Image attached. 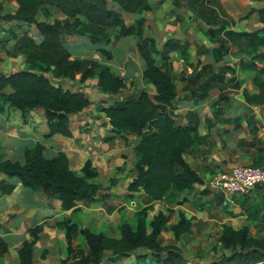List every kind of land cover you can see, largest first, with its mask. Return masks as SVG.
Returning <instances> with one entry per match:
<instances>
[{
	"label": "trees",
	"instance_id": "trees-1",
	"mask_svg": "<svg viewBox=\"0 0 264 264\" xmlns=\"http://www.w3.org/2000/svg\"><path fill=\"white\" fill-rule=\"evenodd\" d=\"M13 1L17 5L14 12H0V31L9 34L11 40H17L27 67L9 73L0 71V112L6 107H16L25 116L27 111L43 107L50 128L49 135L60 133L71 136V116L84 111L91 100L81 90L66 86L64 80L84 83L96 78L98 88L114 99L111 104L101 108L109 118L112 129L143 135L135 146L138 155L135 168L138 173L128 184L129 191L140 192L143 189L151 200H171L177 199L184 191H190L196 184H204L200 173L185 158L194 143L197 123L182 125L175 119L173 111L177 85L170 53L180 50L182 45L176 39L169 38L160 49L157 39L145 33L144 17L137 19L134 26H127L122 16L123 11L134 13L152 9L150 0ZM51 8L61 11L65 18H55L53 21L38 19L41 12L49 15ZM254 13L262 27L238 31L221 25L218 30H224L225 37L218 38L221 46L214 49V53L226 51L225 45L230 41L240 44V48L251 55L247 62L242 59L241 65L244 69L257 71L254 83L258 92L250 93L244 89V97L250 104L263 106L264 111V78L260 75L264 68L260 69L256 63L264 62V51L260 50L264 47V4L252 7L245 17ZM28 25L35 26L41 40L27 30L21 35L17 32ZM112 27H118L120 35L137 36L136 46L144 67L142 77L146 83L154 86L153 95L143 89L139 94L117 97L127 85L125 77L116 73L106 62L90 56L74 57L64 40L66 35H76L85 37L93 44L103 43L99 50L105 60L110 61L112 53L106 46L110 42L109 30ZM6 43L8 40L0 37V45L4 47ZM242 43L245 44L244 48ZM211 68V65H205L204 71L199 72V76L201 73L207 74L197 88L199 93L194 91L193 96L197 101L204 99L219 82L225 81L226 73L235 72L230 64L221 65L218 71ZM193 82L197 83V80ZM45 149L41 142L26 147L23 161L4 159L0 152V175L19 180L26 188L40 189L48 198H59L65 210L76 208L80 201L107 198L108 193L102 192L101 185L74 172L66 152L59 151L47 156ZM260 187L264 186L259 185L256 189ZM0 188L1 191L11 192L15 184L0 179ZM203 191L210 192L208 188ZM148 217V208L138 211L135 225L129 221L120 225V237L108 236L103 231L95 232L89 228L80 230L77 224L68 220L65 223L68 246L71 250L72 237L79 231L88 247L79 264H99L107 250L112 251L110 260L119 261L141 249L148 251L146 256L152 254L162 264H190L179 247L163 245L161 235L169 222L165 212L159 211L150 220ZM191 225L184 211H180L179 220L172 226L175 238L179 239L189 232ZM29 232L31 239L25 240L19 251L20 264L34 262V246L39 230L31 227ZM219 241L224 252L209 264H249L264 260V237H255L248 227L237 229L225 225ZM8 250L7 242L0 237V256Z\"/></svg>",
	"mask_w": 264,
	"mask_h": 264
},
{
	"label": "crops",
	"instance_id": "crops-1",
	"mask_svg": "<svg viewBox=\"0 0 264 264\" xmlns=\"http://www.w3.org/2000/svg\"><path fill=\"white\" fill-rule=\"evenodd\" d=\"M192 1L150 0L152 9L134 13L123 11L122 16L127 26H134L137 19L144 17L146 19L145 33L157 39L159 48L160 46L162 48L163 43L169 38L176 39L182 45L180 50L170 53L174 71L178 61L182 64H190L189 70L184 75L187 82L183 87V94L180 93L176 83L177 97L173 101L174 117L182 125L197 123L194 143L186 152L185 158L192 168L200 173L203 180L207 181L216 173L229 170L236 165L253 164L254 160L259 162L258 165H264V140L261 138V131L264 127L263 106L250 104L244 95H240L244 89L250 93L258 92L254 83L257 71L244 69L241 65L242 59L247 62L251 55L245 49L239 48L240 44L230 41L225 45L226 51L214 53V49L220 48L221 42L218 41L219 39L212 40L209 31L211 29V32H214L220 28L221 25L214 24L211 18L214 16L216 21L219 18L223 20L225 17L221 8H224L236 21V24H232L228 19L229 23H225L226 29L241 31L261 28L262 23L256 13L249 17L245 16L252 7H260L264 2L243 0L245 4L248 2L251 4L250 9L247 10L238 8L240 5L232 6L234 3L238 4L240 0L239 2L237 0H214V5L208 4L210 9L199 13L195 5L191 4ZM219 4L221 7H218ZM245 10L247 11L245 12ZM61 18H65V15ZM112 30L115 34L110 36V42L107 46L105 45L112 53L110 61L105 60L104 54L99 50L103 47L101 44H93L85 37L76 35H66L64 40L74 57L90 56L100 62L108 63L112 68L115 59L119 56L123 62H135L137 59L141 61L142 68L136 73L138 77H136L132 91V94H139L144 88L153 85L146 83L142 77L144 67L136 46L138 38L135 34L120 35L118 27H112ZM30 34L38 40L42 39L37 29ZM216 34L225 37L224 30H218ZM83 38H85L84 41H82ZM130 44H134L137 51ZM242 46L244 48L245 44L242 43ZM129 47L135 51L134 55L127 54ZM188 47H190L189 57L185 55ZM86 48H94V51L90 55H85L83 52L86 51ZM260 50L264 51V47H261ZM177 54L180 59L173 61L171 57ZM1 56L5 58V56ZM14 58L10 57V59ZM5 62V59L0 61V71L6 73L17 71L4 69ZM256 63L260 69L264 68V62L256 61ZM223 64L232 65L235 70L234 74L226 73L225 81L219 82L208 91L204 99L197 101L196 96H193L195 95L194 91L199 93L197 88L207 74L201 73L199 76V72L205 65H211L212 71H218ZM181 70L184 71L183 66ZM233 76L234 81L232 80ZM195 79L197 83L193 82ZM64 81L66 86L72 87L74 90H81L87 96L90 95V90H94L98 97L104 99L109 96L98 88L97 80L95 85H90L89 80L84 83H80L78 80ZM232 81H240L242 90L240 89L241 93L235 95V98L231 100L233 103H226L220 99V95L223 91L237 89L232 86ZM145 90L148 91V88ZM151 93L153 95L155 89L151 90ZM120 94L117 97L122 98L123 96ZM96 99L97 97L94 95L90 98V106L71 116V136L60 133L49 135L50 128L43 107L31 109L25 116L16 107H6L4 111L0 112V152L4 159L23 161L26 147L41 142L45 145L46 153L51 156L59 151L66 152L77 175L85 176L88 181L101 185L102 192L108 193L105 199L96 197L92 201H80L76 208L65 210L59 198H48L40 189L26 188L19 180L0 175V179L15 184V188L11 192L1 191L0 188V237L7 242L9 249L3 256H0V264L21 263L19 251L24 241L31 239L29 232L31 227L39 230V237L34 246L33 264H61L62 261H64L63 264H79L82 255L88 252V247L82 234L78 231L72 237L70 250L65 227L68 220L77 224L80 230L89 228L95 232L103 231L108 236L120 237V225L124 222L120 209L123 205L135 210V213L143 208H148L149 215L152 212H157L155 211L156 207L160 210L166 206L174 209L185 208V203L182 205L173 203L169 206L168 199L151 200L143 189L140 192L128 190V184L138 173L135 168L138 160L135 146L143 135L114 131L106 113L101 111L102 107L98 103H94ZM218 101L220 102L218 103ZM111 103L104 102L102 104L105 106ZM12 109L15 110L13 116ZM204 188V184H196L190 191L182 192L177 200H182L184 197L193 200L198 190H204ZM209 193L220 194L222 198L226 199L245 196L237 194L225 196L211 190ZM120 194L129 197V200L121 202ZM133 201H135V205H131ZM138 203L141 205L136 208ZM161 236L163 238V235ZM163 245L165 244L163 243ZM147 252V250L141 249L135 253V255L143 254L142 257H145L140 259L145 261L140 264H162L155 258L151 260L152 254L146 256ZM111 256V250L105 251L103 260L99 264H135V262H131L130 257L112 261L110 260Z\"/></svg>",
	"mask_w": 264,
	"mask_h": 264
},
{
	"label": "rangeland",
	"instance_id": "rangeland-1",
	"mask_svg": "<svg viewBox=\"0 0 264 264\" xmlns=\"http://www.w3.org/2000/svg\"><path fill=\"white\" fill-rule=\"evenodd\" d=\"M0 1V4H2V9L0 8L1 13L14 12L16 10V3L13 0ZM237 2H239V0H237ZM192 3L195 5L199 13H203L207 9H210V6H208L209 3L214 5V0H193L191 4ZM234 5H240V7L238 8H246L247 10L251 7V4H249V2L248 4H245L243 0H240L238 4L234 3L232 6ZM218 7H221L220 4ZM221 10L225 18H223V20L219 18L216 21V18L212 16L211 21L214 24L223 25V22L225 21V24L226 22H228V19L231 20L232 24H236V21L226 12L224 8H221ZM247 10H245V12ZM213 11L211 12L212 15L214 14ZM61 17H63V13H61V11L56 8H51V12L49 15L41 12L38 16V19L52 21L55 18ZM24 30H27L29 33H34V31H36V28L35 26L28 25L20 30L18 29L17 32L21 35ZM209 31L210 38L212 40L218 39L220 37L215 32H211V29ZM113 33L115 34L113 30H109V36L113 35ZM0 37H2V39L8 40L6 46H0V61L4 59L6 61L3 64L4 69L11 71L26 68L27 64L25 61V56L19 49L17 40H11L10 35L5 34L4 32L0 33ZM84 40L85 38H83L82 41ZM101 45H103V43ZM130 46H133L135 51H137L134 44H130ZM240 47L241 46H239V48ZM127 50V54L134 55L135 51H133L132 48L129 47ZM93 51L94 48H86V51H84L83 54L90 55ZM1 55L5 56V58H2ZM185 55L189 57L190 47L187 48V52ZM10 57L15 58L10 59ZM171 58L173 59V61H177L180 59L179 54L173 55ZM158 60L161 64L162 60L160 57L158 58ZM140 62L141 61H139L138 59L135 62H123L121 61V56L116 58L114 61L113 68L115 72L121 76H124L127 82L126 87L121 91L120 94L123 97L132 94L133 87L136 82V77H138V74L136 73L141 71L142 68V64ZM178 62H176L175 64L174 79L179 86L180 93L183 94V87H185V82H187V79L184 75L189 70L188 68L190 67V64H182L181 62ZM182 66L184 68V71L181 70ZM261 76L264 78V72ZM88 83L90 85H95L96 78L89 80ZM236 85L239 86L236 87ZM232 86L237 89H234V91H223L220 95V97L223 96L222 99L226 103H233V101L231 100L235 98V95H239L241 93L240 89L242 90V83L240 81L233 82ZM147 88L150 94H152L151 90L155 89L153 86L146 87L144 89ZM94 95L97 97V99L94 100V103H98L100 107H103L102 103L104 102L111 103L114 101V99L110 96H107V98L105 99L102 97H98L96 93H94V90H90V98ZM240 95H244V91ZM219 102L220 101H218V103ZM14 111V109L11 110L12 116L14 115ZM46 155L51 156L48 153H46ZM252 163L259 164V162L255 160ZM120 197L121 202L129 200V197L123 194H120ZM188 199L189 198L187 197H184V199L182 200H177L176 198L171 200L168 199L169 206H171L173 203H177L179 205L185 203V208L178 207L177 209H174L166 206L165 208H163L164 210H160V208L156 207L155 211H157L158 213L159 211H164L165 214L169 217V223L166 225L165 231L162 233L163 243L166 246L173 245L179 247L182 250L183 255L191 264H209L210 262L222 256L224 250L221 247L219 238L222 235L225 225H232L237 229L248 227L255 237H264V187L257 188L255 191H253L252 194L248 196H234L232 199L222 198L220 194H212L209 192H204L203 190H198V192L194 195L193 200ZM138 204L139 205H137L136 208L141 205V203ZM120 210L121 216L124 221H129L134 225L136 224L137 213L134 212L135 210H132L125 205H123ZM180 211H184L186 216L191 221L192 225L189 232L184 233L179 239H177L173 235L172 226L176 221L179 220ZM157 212H154L155 214L152 212L153 214L151 213L148 217L149 220L153 218ZM128 257H130L131 262H135V264L145 262L144 260H140L141 258H145L144 256L138 257L137 255H135V253ZM150 259L154 260V257Z\"/></svg>",
	"mask_w": 264,
	"mask_h": 264
},
{
	"label": "built area",
	"instance_id": "built-area-1",
	"mask_svg": "<svg viewBox=\"0 0 264 264\" xmlns=\"http://www.w3.org/2000/svg\"><path fill=\"white\" fill-rule=\"evenodd\" d=\"M261 132V138L264 140V127ZM259 185L264 186V165L258 164L236 165L216 173L204 182L205 188L225 196L250 195ZM131 205H135V201L131 202ZM249 264H264V260Z\"/></svg>",
	"mask_w": 264,
	"mask_h": 264
}]
</instances>
